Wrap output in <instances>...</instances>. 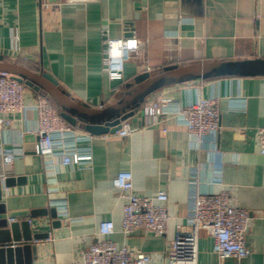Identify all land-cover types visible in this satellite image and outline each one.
<instances>
[{
  "label": "crops",
  "instance_id": "1",
  "mask_svg": "<svg viewBox=\"0 0 264 264\" xmlns=\"http://www.w3.org/2000/svg\"><path fill=\"white\" fill-rule=\"evenodd\" d=\"M0 19L6 21L0 23V55L6 61L51 75L73 99L96 109L118 101L126 85L143 73L157 75L172 65L264 59V0H0ZM106 35L134 36L143 44L126 63L122 80H110L103 70ZM38 95L31 89L26 111L8 116L11 127H0V179L14 181L10 188L3 184L6 212L48 211L9 219L28 222L34 234H49L33 241L38 247L34 264L80 261L97 241L102 221L115 223L117 232L109 239L119 247L141 250L153 264H164L177 227L189 223L195 196L223 189L233 190L235 205L251 213L246 235L251 254L243 264H264V154L256 141V130L264 127V76L219 77L161 89L128 120L140 129L128 138L93 136L78 126L81 136L69 150L91 156L81 165H52L37 155ZM161 98L170 99L168 119L144 128V110ZM201 98L219 100L221 131L198 144L178 113ZM6 153L16 157L10 166L4 163ZM121 171L133 173L136 195L167 194L165 235L120 232L126 199L113 181ZM0 219L7 214L0 213ZM199 261L220 262L205 233L199 239Z\"/></svg>",
  "mask_w": 264,
  "mask_h": 264
},
{
  "label": "built area",
  "instance_id": "2",
  "mask_svg": "<svg viewBox=\"0 0 264 264\" xmlns=\"http://www.w3.org/2000/svg\"><path fill=\"white\" fill-rule=\"evenodd\" d=\"M47 1V0H41ZM0 23H6L0 19ZM12 40L18 37L12 27ZM141 41L136 37L114 39L106 35L103 43V70L112 81L124 78L125 65L141 50ZM149 70V68H148ZM31 88L19 82L13 76L0 74V127L9 128L13 120L9 115L22 114L26 111L25 97ZM170 99L152 101L144 110V128L162 125L168 119L167 105ZM35 111L38 129L36 132V153L47 159L52 165L59 161L63 166L81 165L91 161V156L70 151L76 147L80 132L66 122L60 111L50 99L38 95ZM191 137L203 144L206 137L221 131L220 102L216 98H201L179 111ZM138 128L128 120L121 123V128L114 134L118 138L131 137ZM244 133V131H242ZM256 141L261 154H264V127L256 130ZM60 145V149H57ZM14 153L3 155L4 163L10 166L15 161ZM196 180L192 181V185ZM113 188L126 199L120 232L131 235L137 231H147L154 236L167 233L170 216L165 206L168 196L160 192L156 197L139 196L134 193V176L130 171H121L113 181ZM189 223L176 229L171 242L168 259L164 264H201L199 261V239L205 233L213 240L214 251L219 264L234 260L243 264L250 256L246 235L251 223V213L235 205L233 190L223 189L219 193L196 195L189 212ZM117 232L113 221L99 224L97 241L83 253L80 261L70 264H153L151 255L131 248L119 247L109 239Z\"/></svg>",
  "mask_w": 264,
  "mask_h": 264
},
{
  "label": "water",
  "instance_id": "3",
  "mask_svg": "<svg viewBox=\"0 0 264 264\" xmlns=\"http://www.w3.org/2000/svg\"><path fill=\"white\" fill-rule=\"evenodd\" d=\"M1 73L13 76L38 94L47 95L57 105L62 118L73 127L81 126L89 134L101 136L118 131L123 121L132 118L147 98L161 89L219 77L264 76V59L201 62L187 66L172 65L163 68L157 75L143 73L126 85L118 101L101 109L92 108L86 103L73 99L51 75L8 62L3 55H0ZM3 184L6 188H10L14 186V181L11 178H6L4 181L0 179V213L7 214V219H0V264H34L38 259V247L33 241L47 239L49 234H34L28 222L11 223L9 219L19 216H45L48 211L41 209L25 214L7 213L2 203ZM52 215L56 217L55 211H52Z\"/></svg>",
  "mask_w": 264,
  "mask_h": 264
},
{
  "label": "trees",
  "instance_id": "4",
  "mask_svg": "<svg viewBox=\"0 0 264 264\" xmlns=\"http://www.w3.org/2000/svg\"><path fill=\"white\" fill-rule=\"evenodd\" d=\"M39 95H42V96H45V97H47L48 99H50L47 95H45V94H39ZM50 101H51V103H52V105L55 107V108H57L58 109V107H57V105L50 99ZM59 110V109H58Z\"/></svg>",
  "mask_w": 264,
  "mask_h": 264
}]
</instances>
